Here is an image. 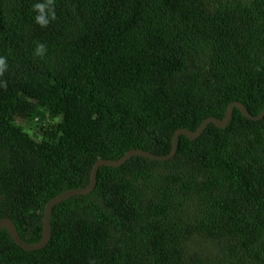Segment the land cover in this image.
Listing matches in <instances>:
<instances>
[{"label": "trees", "instance_id": "obj_1", "mask_svg": "<svg viewBox=\"0 0 264 264\" xmlns=\"http://www.w3.org/2000/svg\"><path fill=\"white\" fill-rule=\"evenodd\" d=\"M35 2L0 0V220L25 243L97 160L264 108V0H55L46 28ZM96 181L54 207L43 249L2 230L0 264H264V117L235 109Z\"/></svg>", "mask_w": 264, "mask_h": 264}, {"label": "water", "instance_id": "obj_2", "mask_svg": "<svg viewBox=\"0 0 264 264\" xmlns=\"http://www.w3.org/2000/svg\"><path fill=\"white\" fill-rule=\"evenodd\" d=\"M237 109L243 117L250 121H259L263 119L264 117V108L261 111V113L258 116H252L248 110L239 102H233L231 103L225 112L224 118L222 120L214 119V118H208L204 120L200 126L196 129V131L192 132L186 129H179L177 130L173 137L171 142V150L168 155L164 156H157L155 154L142 151V150H131L127 152L122 158L118 160H97L94 165L92 166L91 172H90V180L86 187L82 189H73L66 191L62 193L61 195L55 197L51 201L48 202L44 209L43 218H42V233H41V239L37 244H28L25 243L21 237L18 234L17 228L15 227L12 220L9 218H4L0 220V232L2 230H6L9 235L11 236L13 242L22 250L27 252H33L37 250L43 249L50 239L51 234V215L54 207L59 205L61 202L74 197V196H84L89 193H91L95 186H96V176L97 172L100 167L106 166L111 168H116L124 165L128 160H130L132 157L139 156L143 157L149 160L158 161V162H164L168 161L175 157L178 145H179V137L185 136L187 139L193 141L200 137V135L205 131L208 125L213 124L219 129H224L228 123L230 122L234 110Z\"/></svg>", "mask_w": 264, "mask_h": 264}, {"label": "clouds", "instance_id": "obj_3", "mask_svg": "<svg viewBox=\"0 0 264 264\" xmlns=\"http://www.w3.org/2000/svg\"><path fill=\"white\" fill-rule=\"evenodd\" d=\"M32 11L35 13V24L41 28H46L56 19L55 0H36ZM47 54V47L44 44H37L34 55L43 58ZM8 70L7 57L0 55V77H3ZM0 88H7V81L0 79Z\"/></svg>", "mask_w": 264, "mask_h": 264}, {"label": "bare ground", "instance_id": "obj_4", "mask_svg": "<svg viewBox=\"0 0 264 264\" xmlns=\"http://www.w3.org/2000/svg\"><path fill=\"white\" fill-rule=\"evenodd\" d=\"M226 112V111H225ZM42 233V232H41ZM37 244V243H36Z\"/></svg>", "mask_w": 264, "mask_h": 264}]
</instances>
